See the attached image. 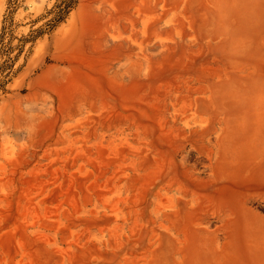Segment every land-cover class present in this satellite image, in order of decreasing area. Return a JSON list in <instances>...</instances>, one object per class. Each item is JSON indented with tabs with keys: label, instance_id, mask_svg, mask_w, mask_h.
Segmentation results:
<instances>
[{
	"label": "rangeland",
	"instance_id": "rangeland-1",
	"mask_svg": "<svg viewBox=\"0 0 264 264\" xmlns=\"http://www.w3.org/2000/svg\"><path fill=\"white\" fill-rule=\"evenodd\" d=\"M0 1V264H264V0Z\"/></svg>",
	"mask_w": 264,
	"mask_h": 264
},
{
	"label": "trees",
	"instance_id": "trees-1",
	"mask_svg": "<svg viewBox=\"0 0 264 264\" xmlns=\"http://www.w3.org/2000/svg\"><path fill=\"white\" fill-rule=\"evenodd\" d=\"M77 2L78 0H59L55 6L57 12L53 18V26H56L61 20H63ZM4 37L5 31L0 34V58H4L0 63V98L3 94L9 91L7 84L12 78L11 72L18 56V54L15 56L11 55V50L9 49L13 47L5 42Z\"/></svg>",
	"mask_w": 264,
	"mask_h": 264
},
{
	"label": "bare ground",
	"instance_id": "bare-ground-1",
	"mask_svg": "<svg viewBox=\"0 0 264 264\" xmlns=\"http://www.w3.org/2000/svg\"><path fill=\"white\" fill-rule=\"evenodd\" d=\"M1 2V1H0ZM0 7H1V4H0Z\"/></svg>",
	"mask_w": 264,
	"mask_h": 264
}]
</instances>
